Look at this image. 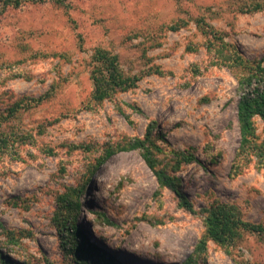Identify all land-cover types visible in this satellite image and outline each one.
<instances>
[{
	"label": "rangeland",
	"instance_id": "374dc122",
	"mask_svg": "<svg viewBox=\"0 0 264 264\" xmlns=\"http://www.w3.org/2000/svg\"><path fill=\"white\" fill-rule=\"evenodd\" d=\"M249 1L46 0L0 13V264H180L212 202L264 225L263 161L232 166L239 73L217 61L195 22L203 16L264 66V8L243 12ZM94 48L115 54L135 85L92 100ZM254 124L263 140L262 119ZM147 126L168 150L199 159L174 173L191 211L138 149L124 148ZM72 224L77 248L61 245ZM203 257L198 264H264V234L243 232L229 246L207 240Z\"/></svg>",
	"mask_w": 264,
	"mask_h": 264
},
{
	"label": "trees",
	"instance_id": "16d2710c",
	"mask_svg": "<svg viewBox=\"0 0 264 264\" xmlns=\"http://www.w3.org/2000/svg\"><path fill=\"white\" fill-rule=\"evenodd\" d=\"M46 0H0V13L8 7L17 8L25 3H38ZM55 4L67 5V0H50ZM243 12L253 13L264 8V2L249 1L241 6ZM196 25L206 35L210 36V52L222 65L237 71L238 84L242 91L237 104V120L239 124L240 140L234 153V171L239 166H245L253 155H256L264 163V139L259 141L255 133L254 117H260L264 123V66L260 60H249L245 58L231 43L224 41L222 35L210 24L206 23L203 16L195 18ZM178 26H172L177 29ZM93 67L91 79L93 89L91 99L101 102L110 98L115 92L127 90L135 85L137 76L126 75L118 63L117 56L102 48H94L91 55ZM11 112H13L11 110ZM152 127L147 129L142 137H137L124 145L127 149H138L146 165L152 170L158 184L172 190L178 198V204L188 210H192V204L181 191V179L174 173L182 164L199 161L191 150H168L164 146L161 133H153ZM264 133V127H263ZM16 137V133H15ZM14 137V138H15ZM5 137L0 138V152L6 146ZM161 141L160 143L158 141ZM111 151L106 152V156ZM168 154L171 156H168ZM165 159V166L159 165V156ZM61 202L66 208L78 211L79 204L72 202L68 196L62 198ZM204 233L197 241L193 251L180 264H198L204 260L207 240H211L220 246H229L243 232L257 235L264 234V225L254 224L240 218L238 211L231 205L219 202L209 204L203 215ZM77 228L72 224L68 239H61V245L71 244L78 247L74 237ZM9 233V232H8ZM71 236L73 240L71 239ZM8 264H17L13 260L5 259ZM104 263L115 264L109 257L103 259ZM5 262V261H3ZM70 264H90L85 260L76 259Z\"/></svg>",
	"mask_w": 264,
	"mask_h": 264
},
{
	"label": "bare ground",
	"instance_id": "6f19581e",
	"mask_svg": "<svg viewBox=\"0 0 264 264\" xmlns=\"http://www.w3.org/2000/svg\"><path fill=\"white\" fill-rule=\"evenodd\" d=\"M107 245V244H106Z\"/></svg>",
	"mask_w": 264,
	"mask_h": 264
}]
</instances>
